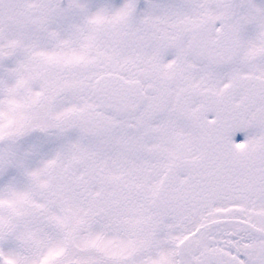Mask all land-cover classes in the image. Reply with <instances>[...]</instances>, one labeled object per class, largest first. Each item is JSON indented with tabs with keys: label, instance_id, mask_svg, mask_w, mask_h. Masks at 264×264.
Returning <instances> with one entry per match:
<instances>
[{
	"label": "snow or ice",
	"instance_id": "snow-or-ice-1",
	"mask_svg": "<svg viewBox=\"0 0 264 264\" xmlns=\"http://www.w3.org/2000/svg\"><path fill=\"white\" fill-rule=\"evenodd\" d=\"M0 264H264V0H0Z\"/></svg>",
	"mask_w": 264,
	"mask_h": 264
}]
</instances>
